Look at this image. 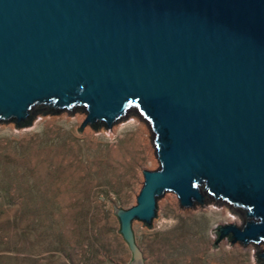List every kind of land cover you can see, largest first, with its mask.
I'll list each match as a JSON object with an SVG mask.
<instances>
[{
  "label": "water",
  "instance_id": "1",
  "mask_svg": "<svg viewBox=\"0 0 264 264\" xmlns=\"http://www.w3.org/2000/svg\"><path fill=\"white\" fill-rule=\"evenodd\" d=\"M39 109L83 110L80 134L130 114L150 129L159 167L113 207L128 264H145L132 222L151 229L167 192L228 207L243 224L213 248L254 245L264 264V0H0V125Z\"/></svg>",
  "mask_w": 264,
  "mask_h": 264
},
{
  "label": "rangeland",
  "instance_id": "2",
  "mask_svg": "<svg viewBox=\"0 0 264 264\" xmlns=\"http://www.w3.org/2000/svg\"><path fill=\"white\" fill-rule=\"evenodd\" d=\"M85 118L66 111L26 128L0 125V264L130 262L113 207L136 205L142 171L158 169L152 134L136 117L80 134ZM152 221L132 222L145 264H258L254 245L223 238L213 248L217 226L243 224L226 206L184 209L167 192Z\"/></svg>",
  "mask_w": 264,
  "mask_h": 264
},
{
  "label": "trees",
  "instance_id": "3",
  "mask_svg": "<svg viewBox=\"0 0 264 264\" xmlns=\"http://www.w3.org/2000/svg\"><path fill=\"white\" fill-rule=\"evenodd\" d=\"M77 112H83V110H78ZM45 114H54V112H46L45 110L39 109V111H36L34 115L32 116L31 122L34 121L39 115H45ZM134 116H136V114H130L127 119H129V117H134ZM102 127L103 126L101 124H98V126L95 129L98 130L99 128H102ZM209 203H212V202H209Z\"/></svg>",
  "mask_w": 264,
  "mask_h": 264
},
{
  "label": "bare ground",
  "instance_id": "4",
  "mask_svg": "<svg viewBox=\"0 0 264 264\" xmlns=\"http://www.w3.org/2000/svg\"><path fill=\"white\" fill-rule=\"evenodd\" d=\"M141 129V128H140ZM143 131V133H146L147 134V131H144L143 129L140 131V132H142ZM142 133V134H143ZM138 135H140V134H138ZM145 135V134H144ZM141 136V135H140ZM140 138V137H139ZM142 139V138H141ZM143 139H145V141L148 139V136H146V138L144 137ZM140 140V139H139ZM141 141V140H140ZM148 141V140H147ZM149 143H150V140H149ZM144 144V143H143ZM139 145V144H138ZM145 145H147V144H145ZM147 148V147H146ZM149 148V147H148ZM150 153V152H149ZM148 154V153H147ZM152 155V154H151ZM151 159V158H150ZM168 200H169V202H170V204H172V203H176V199L175 198H172V197H169L168 198ZM226 213H227V211H226Z\"/></svg>",
  "mask_w": 264,
  "mask_h": 264
}]
</instances>
